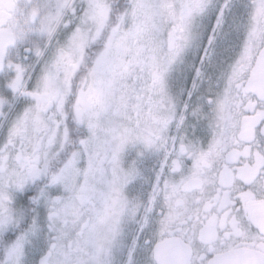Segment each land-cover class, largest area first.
I'll return each mask as SVG.
<instances>
[{"label": "snow or ice", "instance_id": "1", "mask_svg": "<svg viewBox=\"0 0 264 264\" xmlns=\"http://www.w3.org/2000/svg\"><path fill=\"white\" fill-rule=\"evenodd\" d=\"M0 264H264V0H0Z\"/></svg>", "mask_w": 264, "mask_h": 264}]
</instances>
